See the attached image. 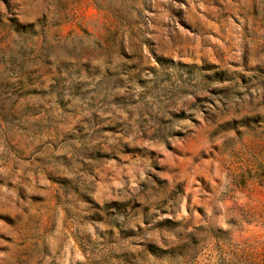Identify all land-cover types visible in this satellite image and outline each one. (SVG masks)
<instances>
[{"label": "rangeland", "instance_id": "1", "mask_svg": "<svg viewBox=\"0 0 264 264\" xmlns=\"http://www.w3.org/2000/svg\"><path fill=\"white\" fill-rule=\"evenodd\" d=\"M0 264H264V0H0Z\"/></svg>", "mask_w": 264, "mask_h": 264}, {"label": "water", "instance_id": "2", "mask_svg": "<svg viewBox=\"0 0 264 264\" xmlns=\"http://www.w3.org/2000/svg\"><path fill=\"white\" fill-rule=\"evenodd\" d=\"M90 172H76L75 179L80 182L83 187L89 183Z\"/></svg>", "mask_w": 264, "mask_h": 264}, {"label": "trees", "instance_id": "3", "mask_svg": "<svg viewBox=\"0 0 264 264\" xmlns=\"http://www.w3.org/2000/svg\"><path fill=\"white\" fill-rule=\"evenodd\" d=\"M58 98H60V97H58ZM83 203H86L90 207L94 205V203L92 201H89V200H84Z\"/></svg>", "mask_w": 264, "mask_h": 264}]
</instances>
